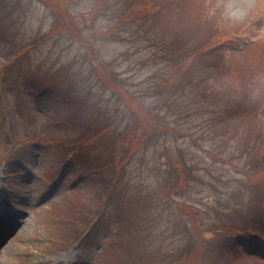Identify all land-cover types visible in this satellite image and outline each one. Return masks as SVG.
<instances>
[{
	"label": "rangeland",
	"instance_id": "rangeland-1",
	"mask_svg": "<svg viewBox=\"0 0 264 264\" xmlns=\"http://www.w3.org/2000/svg\"><path fill=\"white\" fill-rule=\"evenodd\" d=\"M73 2L66 3L74 18L63 8L60 29L53 30L58 16L44 1L0 0V56L7 53L10 57L30 44L16 64L4 67L0 62V91L5 89L6 97L8 92L17 112L14 124L0 122V192L19 212L20 221L25 220L18 236L0 253V264H97L96 256H120L112 247L127 233L144 243L137 245L130 257L138 254L152 260L140 264H213L222 255L220 246L228 245L223 253L230 254L229 249L238 242L246 244L242 253L251 255L255 264H264V0H162L158 11L151 10L154 17L147 14L145 21L141 20L145 30L135 35L124 34V28H112V15L97 20L108 0ZM210 42L223 46L217 52L228 69L227 78L216 79L204 63L192 60L181 82L167 87L154 79L164 76L158 72L162 60L156 50L166 45L176 53L188 52ZM45 78L51 81L42 86ZM29 80L34 86L22 87ZM105 80L113 86L123 81L139 99L140 107L157 108L153 111L172 124L191 129L181 128L191 132L194 144L190 148L183 145L186 150L180 152L167 147L174 162L182 161L180 155L185 159L182 171L193 178L187 189L174 185L176 166L168 162L172 160L161 153L167 151L161 147L140 151L122 165L123 170L116 167L106 175L124 176V181L129 179L134 185L136 197L149 199L147 212L138 211L142 208L139 202L133 204L134 218L147 224L150 237L146 240L141 238L143 230L128 231L121 225V232L124 214L119 200L104 207L105 215L91 230L86 229L80 240L75 241L77 234L64 236L70 230L65 223L73 221L62 214L63 206L72 201L76 206L74 196L89 206L93 194L88 190L84 194L85 187L80 189L87 163L84 161L83 167L81 162L69 160L72 155L57 158L49 150L51 133L58 129L73 136L78 133L56 118L59 110L50 107L53 101L58 102L56 97L40 90L62 86L76 100L73 89L81 97L91 98L93 104L82 108L81 114L90 119L96 116L99 123H106V118L119 119L123 129L133 108L123 105L119 95L105 86ZM199 82L200 87L196 86ZM202 87L217 91L215 102L205 101L203 96L210 94ZM225 91L230 96H222ZM226 116L231 121H226ZM226 145L232 147L216 155L215 148L225 149ZM125 156L123 153L116 163ZM122 191L127 190L122 187ZM49 194L54 198L46 204H32ZM126 196L120 197L123 204ZM206 199L209 204L201 202ZM111 235L116 241L109 244Z\"/></svg>",
	"mask_w": 264,
	"mask_h": 264
},
{
	"label": "trees",
	"instance_id": "trees-1",
	"mask_svg": "<svg viewBox=\"0 0 264 264\" xmlns=\"http://www.w3.org/2000/svg\"><path fill=\"white\" fill-rule=\"evenodd\" d=\"M42 1H44V3L58 16V20H57L58 23H55L56 25L54 24L53 30L60 29V22H63L60 14H62L63 8H65L67 12L69 11V13L72 15V19L74 18L73 11L69 10L71 7L69 8V5L66 3L68 0H42ZM73 1L74 0H72V4L75 3ZM117 1L114 2V0L111 1L108 0V2H106V5L103 8L105 9V12H103V14L112 15L110 19L112 20L111 22L113 23L112 28H120V29L124 28V34H130V35L131 34L135 35L136 33H142L141 31L145 29H143V22L141 20L145 21L147 14L149 17H154L151 14V10L156 9L158 11L160 8V4L162 6L161 3L162 0H121L119 2ZM97 2H100V0H97ZM163 2H175V0H163ZM149 4H151V6ZM113 16L115 17V20H113L114 19ZM131 41L132 40L126 42L130 43ZM214 45H215L214 43L210 42L205 45H202L200 48L196 50L194 49V51L189 50L188 52H181V53H176L177 51L172 47H171L172 49H168L166 45L165 46L167 48L163 46V50H156V53L158 51L161 54L160 59L162 60V63L158 64L161 65L158 72L162 71L164 73V76H155L154 79H156V81L162 82L163 84L165 83L167 87L168 85H174L176 81L181 82L183 75L190 70L192 60H196L200 65L204 63L205 64L204 68L208 72L212 73L216 79L221 80L227 78L226 75L228 73L227 72L228 69L227 67L225 69L223 66V62H220L222 56L216 53ZM28 46H30V44H28ZM28 46L26 45L25 47H23L18 51L15 50L14 53L13 52L11 53L10 57L7 55V53L3 54L2 56H0V62H4L2 64L4 65V67H9L12 64H16L18 58H21V53L23 51L28 50ZM155 48L158 47L155 45ZM91 52L93 51L91 50ZM162 53L165 54V57L168 58L163 59ZM12 55L13 58H11ZM191 57H197V58H191ZM90 61L93 62L92 59H90ZM218 63L220 64V67ZM29 75L30 73H28L26 76ZM1 78L2 75L0 73V80ZM151 80L153 81V78H151ZM50 81H46L45 78L41 85L43 86L49 83ZM105 82L110 87H112L114 92H116L119 95L120 99L123 100L122 101L123 105H126L127 108H133V109L135 108L134 110L132 109L133 115L130 114L131 120L129 124L126 125L123 129H121V126H123V124L120 123L119 119L118 121L112 120L107 123H102L100 126L97 127L98 129L92 130L90 135L88 136L82 135L77 137L76 139L78 140V142L76 144L72 142V144H74L72 148L76 147L77 149L79 148L78 150L82 151L84 150L85 147L83 146L84 143L86 145H91V146H95L96 148H99V147H103L102 146L103 143L101 142H106L109 146L112 147L114 155H117L120 152H124L126 153L125 157L130 159L136 153L138 154L140 151L148 152L150 149H153L158 143L162 142L165 138V140L168 142L176 143L175 145L171 144L176 149H180V151L186 150L182 148L183 143H179L178 141L186 138L191 139L192 137L191 132H185L184 130H182L184 131V133L178 134L176 130L181 131V129L178 127L179 125L172 124L171 122L168 121V118L163 116L160 112L153 111L156 110L157 108L151 110L148 107H144V106L140 107L139 105L140 102H138L139 99L133 96V92H131L130 89H126V87L122 83L123 81L118 83L119 85H114V86L112 85V83L109 84L108 80L107 81L105 80ZM33 86H34V81L29 80L25 82L24 86L22 87H24L25 89H29L30 87ZM196 86L200 87L201 82H199ZM202 88L205 93L210 94L207 97L203 96L205 101L208 103L215 102L214 99L218 97L217 91L208 90L207 87H202ZM66 93H68V91H66ZM224 95L230 96V93L226 91L222 92V96ZM8 97H9L8 92L6 97L5 89L2 92L0 91V122L8 121L9 123L14 124L15 122L14 116L16 115L17 112L14 109V106ZM79 105H81V102L79 103ZM62 107L64 108V106ZM138 107L139 109H136ZM261 109L264 112V106ZM212 110H215V108H213ZM158 111H161V109H158ZM174 115L178 117V113H175ZM134 116H136V119ZM226 121H231V119L226 116ZM182 123H185L184 120ZM225 124L227 123H224L220 126L222 127ZM180 127L181 128L183 127L186 130L187 129L191 130L190 127H184V126H180ZM170 130L172 132H169ZM171 134L173 135L171 136ZM172 137L175 140L170 141ZM192 142L194 143V141ZM80 144L81 146H79ZM190 146L192 145H187V147L189 148ZM226 146L227 147L225 149L215 148L214 151L217 152L216 155L221 156L222 155L221 153L227 152V150L232 147V145H226ZM189 148H187V150ZM167 150L169 151L170 149L167 148ZM176 177L178 181L177 184H179V182L183 180L182 183L186 185L187 183V181L185 180L186 177L181 170L179 169L177 170ZM111 179L116 184L120 182V178L118 177L117 174ZM109 181L110 179H103L100 184L101 189H105L106 184ZM126 184L130 186L129 183ZM223 248L228 249L229 246L228 245H225L224 247L220 246L222 253L221 255L222 258H220V262L222 264H252L253 260L251 258L239 256L236 253V251L233 249H229V252L232 253L224 254Z\"/></svg>",
	"mask_w": 264,
	"mask_h": 264
}]
</instances>
